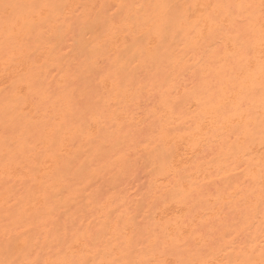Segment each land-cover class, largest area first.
<instances>
[{
    "label": "bare ground",
    "instance_id": "bare-ground-1",
    "mask_svg": "<svg viewBox=\"0 0 264 264\" xmlns=\"http://www.w3.org/2000/svg\"><path fill=\"white\" fill-rule=\"evenodd\" d=\"M0 264H264L262 0H0Z\"/></svg>",
    "mask_w": 264,
    "mask_h": 264
},
{
    "label": "snow or ice",
    "instance_id": "snow-or-ice-1",
    "mask_svg": "<svg viewBox=\"0 0 264 264\" xmlns=\"http://www.w3.org/2000/svg\"><path fill=\"white\" fill-rule=\"evenodd\" d=\"M262 4H264V0H262Z\"/></svg>",
    "mask_w": 264,
    "mask_h": 264
}]
</instances>
